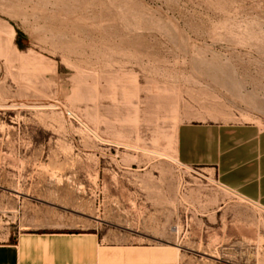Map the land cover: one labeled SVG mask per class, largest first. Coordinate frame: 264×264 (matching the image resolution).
Returning a JSON list of instances; mask_svg holds the SVG:
<instances>
[{"label": "rangeland", "instance_id": "obj_1", "mask_svg": "<svg viewBox=\"0 0 264 264\" xmlns=\"http://www.w3.org/2000/svg\"><path fill=\"white\" fill-rule=\"evenodd\" d=\"M198 121L264 126V0H0V241L264 264V208L178 158Z\"/></svg>", "mask_w": 264, "mask_h": 264}, {"label": "crops", "instance_id": "obj_2", "mask_svg": "<svg viewBox=\"0 0 264 264\" xmlns=\"http://www.w3.org/2000/svg\"><path fill=\"white\" fill-rule=\"evenodd\" d=\"M177 155L186 166L212 169L222 186L264 208L263 125L186 123ZM137 253L138 247L107 243L95 231L30 230L0 241V264H154L137 262Z\"/></svg>", "mask_w": 264, "mask_h": 264}, {"label": "trees", "instance_id": "obj_3", "mask_svg": "<svg viewBox=\"0 0 264 264\" xmlns=\"http://www.w3.org/2000/svg\"><path fill=\"white\" fill-rule=\"evenodd\" d=\"M18 35H19V37L21 36V33L20 32H18Z\"/></svg>", "mask_w": 264, "mask_h": 264}]
</instances>
